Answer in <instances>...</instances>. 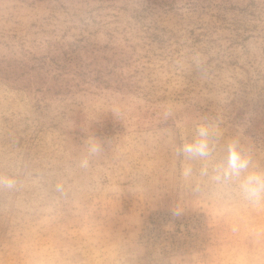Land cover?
<instances>
[{"label":"rangeland","instance_id":"374dc122","mask_svg":"<svg viewBox=\"0 0 264 264\" xmlns=\"http://www.w3.org/2000/svg\"><path fill=\"white\" fill-rule=\"evenodd\" d=\"M232 139L264 172V0H0V264H264Z\"/></svg>","mask_w":264,"mask_h":264},{"label":"clouds","instance_id":"9594fccd","mask_svg":"<svg viewBox=\"0 0 264 264\" xmlns=\"http://www.w3.org/2000/svg\"><path fill=\"white\" fill-rule=\"evenodd\" d=\"M218 130L209 123L196 125L195 134L191 141L183 143L178 149V155L187 160H208L214 152ZM102 146L95 142L88 145V155L80 161L81 168H88L89 158L98 155ZM252 160L242 149L237 139H232L226 145V157L212 168L209 176L210 183L219 191L235 189L238 194L250 202H259L264 198V172L250 171ZM184 176L189 178L193 175V169L187 167ZM202 175L208 176V170L204 169ZM17 181L12 177L0 176V189L14 190ZM56 190L64 193L63 185L58 184ZM194 191H200V185L194 187ZM173 214L180 216L182 209L177 207Z\"/></svg>","mask_w":264,"mask_h":264}]
</instances>
